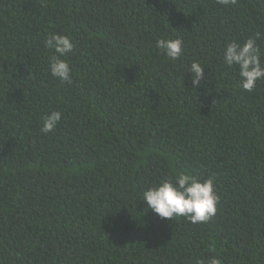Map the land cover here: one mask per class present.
I'll return each instance as SVG.
<instances>
[{
  "label": "trees",
  "instance_id": "16d2710c",
  "mask_svg": "<svg viewBox=\"0 0 264 264\" xmlns=\"http://www.w3.org/2000/svg\"><path fill=\"white\" fill-rule=\"evenodd\" d=\"M52 34L74 44L70 84ZM256 34L264 52V0H0V264H264V81L245 92L223 63ZM177 173L213 179L207 223L140 201Z\"/></svg>",
  "mask_w": 264,
  "mask_h": 264
},
{
  "label": "clouds",
  "instance_id": "9594fccd",
  "mask_svg": "<svg viewBox=\"0 0 264 264\" xmlns=\"http://www.w3.org/2000/svg\"><path fill=\"white\" fill-rule=\"evenodd\" d=\"M223 4L235 3L236 0H221ZM259 34L247 38L243 43L233 40L224 48L223 63L233 68L239 75V87L245 92H252L259 81H264V52L258 44ZM158 50L176 61L181 58L183 41L181 39H158L155 42ZM45 47L52 49L55 55L51 59L49 69L54 78L70 84L71 68L63 59L74 50V44L65 35L52 34L45 41ZM204 66L193 61L186 72H191L192 84L199 87L204 76ZM62 119V113L51 111L44 118L41 131L45 134L54 131ZM140 201L146 203L159 218L172 221L174 218H185L193 224L207 223L217 211L219 197L216 194L212 178L203 181L196 177L177 173L149 187L141 194ZM208 259L197 261V264H221L214 254Z\"/></svg>",
  "mask_w": 264,
  "mask_h": 264
}]
</instances>
